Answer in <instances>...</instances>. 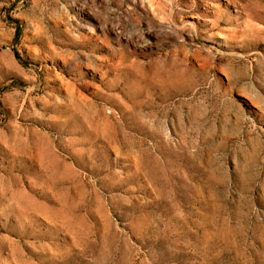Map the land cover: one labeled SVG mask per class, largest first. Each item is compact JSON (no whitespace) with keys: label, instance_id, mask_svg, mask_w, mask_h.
Returning a JSON list of instances; mask_svg holds the SVG:
<instances>
[{"label":"rangeland","instance_id":"1","mask_svg":"<svg viewBox=\"0 0 264 264\" xmlns=\"http://www.w3.org/2000/svg\"><path fill=\"white\" fill-rule=\"evenodd\" d=\"M0 264H264V0H0Z\"/></svg>","mask_w":264,"mask_h":264},{"label":"bare ground","instance_id":"2","mask_svg":"<svg viewBox=\"0 0 264 264\" xmlns=\"http://www.w3.org/2000/svg\"><path fill=\"white\" fill-rule=\"evenodd\" d=\"M215 9L218 10V6H215ZM220 9V8H219Z\"/></svg>","mask_w":264,"mask_h":264}]
</instances>
